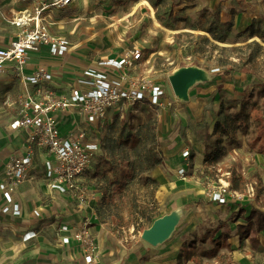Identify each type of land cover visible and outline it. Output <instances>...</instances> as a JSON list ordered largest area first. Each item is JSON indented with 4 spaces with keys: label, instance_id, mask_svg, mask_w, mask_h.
<instances>
[{
    "label": "rangeland",
    "instance_id": "374dc122",
    "mask_svg": "<svg viewBox=\"0 0 264 264\" xmlns=\"http://www.w3.org/2000/svg\"><path fill=\"white\" fill-rule=\"evenodd\" d=\"M16 2L0 0L1 38L13 34L8 18L12 10L23 7ZM47 20L53 24L51 33L63 36L74 51L86 50V59L95 55L122 58L137 49L141 56L128 76L158 85L164 95L162 108L145 102L132 109L125 105L122 117L109 114L98 129L100 150L81 182L87 208L77 207L71 197L50 200L33 188H22L30 229L62 252L81 255L79 246L62 245L59 234L47 229V224L60 226L66 216L69 219L62 204L79 223L87 218L101 264H264V234L258 235L256 250L249 242L236 245V226L243 223V217H231L238 204L264 211V0H220L214 7L206 0H77L54 11ZM182 67L197 68L207 77L189 89L185 100L175 96L169 82ZM68 78H58L67 92ZM20 91L19 81L0 80V139L8 135L14 108L9 104ZM243 102L246 119L241 125L236 115ZM66 119L62 116L63 122ZM216 122L230 125L229 137L221 133ZM150 126L162 159L163 185L144 184L136 165L138 155L152 144ZM110 128L115 139H124L127 134L139 137L141 145L126 152L128 161L121 160L120 150L111 159L109 151L101 147ZM260 131L263 139L255 141ZM185 151L188 157L183 158ZM180 168H186L185 178L178 175ZM149 176L152 178L151 173ZM224 186L243 197L225 205L211 202L209 194ZM34 203L55 209L50 216L41 212L37 221L32 212ZM145 206L156 219L173 210L179 212L180 219L165 241L168 252L149 254L144 250L137 257L141 244L149 250L155 248L141 239L147 224L140 216V207ZM212 231L214 238L226 234L229 247L220 248L214 258L204 257L213 248ZM16 241L11 239L12 245L16 246ZM6 244L0 240V247L8 254ZM6 257L0 264L15 259L14 255Z\"/></svg>",
    "mask_w": 264,
    "mask_h": 264
},
{
    "label": "built area",
    "instance_id": "2783aa9c",
    "mask_svg": "<svg viewBox=\"0 0 264 264\" xmlns=\"http://www.w3.org/2000/svg\"><path fill=\"white\" fill-rule=\"evenodd\" d=\"M76 1L17 0L23 7L8 19L11 26L19 29V34L8 46L0 47V74L9 70L21 85L19 95L9 104L15 107L9 128L24 131L26 136L21 152L12 155L5 164L0 181V192L6 204L3 212L13 216L20 215L18 205L13 203L16 189L31 177V171L39 164L48 194L67 195L75 200L77 207L85 208L82 177L100 150L96 135L108 115L122 117L125 105L132 109L141 102L151 107L163 106L164 92L158 85L128 76L141 56L137 49L119 59L96 60L78 75L71 70L66 80L69 91L64 93L54 90L55 74L47 67L38 65L31 72L27 71L30 53L45 49L49 56L62 58L70 51L63 36L51 33L53 24L47 19L54 11ZM64 113L78 117L71 130L59 125V117ZM186 157L187 151L183 153V158ZM186 171L180 168L178 175L185 178ZM242 197L227 186L209 194V200L218 205ZM79 225L71 234L67 225L60 226L57 233L61 243L66 246L75 243L81 248L79 264H98L100 255L87 218ZM33 237L34 234L27 233L23 240Z\"/></svg>",
    "mask_w": 264,
    "mask_h": 264
},
{
    "label": "crops",
    "instance_id": "0c3cea01",
    "mask_svg": "<svg viewBox=\"0 0 264 264\" xmlns=\"http://www.w3.org/2000/svg\"><path fill=\"white\" fill-rule=\"evenodd\" d=\"M17 1V0H16ZM208 2V5L214 7V3L217 4L220 0H206ZM18 2H16L17 4ZM22 9V8H20ZM20 9L12 10V15L17 14ZM10 18V17H9ZM8 18V19H9ZM9 28L13 29V34H8L6 37L1 38L0 37V47H6L10 44L11 41L16 39V37L19 34V29L13 27L10 25V23L7 21ZM74 48H71L70 51L62 58L58 57H51L48 55L47 51L45 49L41 50L39 53H30L29 59L27 62V71L31 72V70L38 65H43L47 67L49 70L53 71L55 74V81H54V90L58 93H64V88L62 85L59 84L58 78L61 75H67L71 70H75L77 72H80L82 70H85L88 66H93L96 62V60H104L103 58L95 55L93 57H90V59H86V53L84 52L86 50H73ZM85 53V54H84ZM107 59H119V57H108ZM130 73V71L128 72ZM0 80H6L9 83H18V80L13 76V74L8 70L2 74H0ZM65 86V84H64ZM10 106V105H9ZM11 110V109H10ZM11 116L9 118L8 127L10 124V121L15 116V107L13 108V111L11 110ZM72 113H64L59 117V125L63 129H73L75 123L78 121V117L75 115H72L73 118H71ZM62 116L66 119L64 122L62 121ZM75 116V117H74ZM66 126H63V125ZM25 132L24 131H12L10 128L8 129V135L4 137L3 139H0V181L3 176V169L9 158L20 152L22 144L25 140ZM85 174V173H84ZM151 176L153 179H155L158 184L160 183L163 185L165 182V179L161 175V171L159 169V166L155 168L151 172ZM84 177V175H83ZM82 177V178H83ZM33 188L35 191H39L41 194H43L47 199L53 200L54 198H61L64 201L68 199L67 195H61L57 192H52L51 194H48L46 188H45V180L43 176V168L39 165L36 166L34 170L31 171V177L20 184L13 197V203L18 205L20 209V215L19 216H13L11 213H4L3 208L6 206L2 193L0 192V240L1 244L5 243L6 246L9 247V253H6L5 247H0V256L3 253V256L0 257V263H2V260H6V255L10 257V255H14L15 259L10 260L8 258L9 264H79L81 260V255L78 253H70V255L67 252H62L61 248H58V245L54 246L49 244L44 236L37 235L36 231L33 229H30L29 225L31 221L27 218V203L21 199L22 197V188ZM250 200L245 201V203H248ZM35 207L32 209V212L34 210V214L36 215V220L39 221L41 218L40 213L42 212L43 215L50 216L52 215V211L55 209L52 205H46V206H38L37 203H34ZM64 204V203H63ZM63 208V213L65 215L69 214L66 219L65 224L69 227V234H71L74 229L78 226L79 220H75V216L73 213H71V210L66 205L65 207L60 205ZM57 206V207H60ZM88 207V204L86 203V208ZM42 209V210H41ZM39 210V211H38ZM86 210V209H84ZM262 210V209H261ZM71 214V215H70ZM156 220V219H155ZM35 222V221H34ZM60 226H55L54 224L50 223L47 224L48 230H54L57 232L58 228ZM29 233L30 235L34 234V237L30 240L24 241L23 237L25 234ZM92 233V232H91ZM261 234V233H260ZM264 234V232H262ZM93 235V234H92ZM236 236V235H235ZM16 238V246L12 245L11 239ZM10 241V242H9ZM240 241H245L246 243L249 242L247 239H239L238 236H236V240L230 242L235 243L238 245ZM60 242V240H59ZM166 242H163L162 244H159L155 246V248H152L151 250L147 249V246H144V244H141L142 246L139 247L137 251V257H141V255L144 253L143 251L149 252V254L157 253L159 251H167V245ZM233 243V244H234ZM241 243V242H240ZM250 244V243H249ZM66 247V246H65ZM153 247V246H149ZM12 249V253H11ZM65 251H69L65 248ZM6 253V255H5ZM2 258V259H1ZM214 258V257H213ZM68 263H64V262ZM101 264V258L99 257V263ZM137 264H141L140 262ZM144 264H149L148 261H145Z\"/></svg>",
    "mask_w": 264,
    "mask_h": 264
},
{
    "label": "trees",
    "instance_id": "16d2710c",
    "mask_svg": "<svg viewBox=\"0 0 264 264\" xmlns=\"http://www.w3.org/2000/svg\"><path fill=\"white\" fill-rule=\"evenodd\" d=\"M207 33H211V32L207 31ZM217 39L219 40L220 38H217ZM113 115L116 118L119 117L117 114H113ZM133 118H134V116H133ZM236 119L238 120V122L241 125L245 124V119H246L245 102H243L241 104L240 110L236 115ZM149 123H151V122H149ZM111 125H113V124H111ZM217 125L221 129V133H223L227 137L230 136V132H229L230 125L228 123H226V122L219 123L218 122V124H217V122H216V126ZM150 127H151L150 128L151 129L150 130V137L152 140V144L146 149V151L143 154L138 155V157H137L138 160L136 161V165L138 166L139 173L141 174L140 179L143 181L144 184L147 182L157 184V181L155 179L151 178L149 176V174L155 168H157L158 166H160L162 164V159L157 152L158 145H157L156 140H155L154 128L152 129V126H150ZM111 129L112 128H110L108 130L107 134H105L103 136V140H101V147L103 149H107L109 151L108 157H110L111 159H113L115 156V153L118 150H120L121 151L120 158L123 162L124 161L126 162V161H128V156L126 153L127 150L128 149H132V150L137 149L141 145L140 139L138 136H136L134 134L133 135L127 134L124 139H121V138L115 139V138H113V136L111 134ZM262 131H260L259 135L256 136L255 141H262V139H263V137L261 135V133H263ZM99 146H100V144H99ZM123 147H125V148H123ZM126 147H127V149H126ZM263 148H264V144H263ZM263 148L261 149L262 151L264 150ZM130 165L131 166L134 165V162L130 163ZM87 171L85 172L84 176L87 174ZM231 175H232L231 183L233 186L235 184L234 183L235 174L232 173ZM255 196H257V192H256ZM249 203L250 202H248L246 204L250 205ZM238 207H239L238 210L235 213H233L231 217H232V219L243 217V223L237 224L235 235L238 236L239 239H241V240L247 239L250 243V247L253 250H256L259 247L258 235L260 233L264 232V211L261 210L260 208L252 206V205H250L249 207H244V206H240V204H238ZM149 211L150 210L146 206L140 207V216L142 217V219H144L146 221V224H147L145 226V228L142 229V231H144L145 229H148L152 225L153 221L156 219V217L149 214ZM214 234H215V232H213V231L209 232L210 241L213 243V248H211L207 252V254H203L204 257L208 256L209 258H213L216 256V254L220 248L229 247V243L227 242L229 237L226 234H221V236L219 238H214ZM182 251L184 253H187L188 249L186 247H182Z\"/></svg>",
    "mask_w": 264,
    "mask_h": 264
},
{
    "label": "water",
    "instance_id": "95a60500",
    "mask_svg": "<svg viewBox=\"0 0 264 264\" xmlns=\"http://www.w3.org/2000/svg\"><path fill=\"white\" fill-rule=\"evenodd\" d=\"M201 80H207L206 75L201 70L192 67H182L170 77L169 82L175 96L185 100L188 97L189 89L197 81ZM179 215V212L176 211L157 218L148 229L142 232L141 239L153 247L162 244L173 233Z\"/></svg>",
    "mask_w": 264,
    "mask_h": 264
},
{
    "label": "bare ground",
    "instance_id": "6f19581e",
    "mask_svg": "<svg viewBox=\"0 0 264 264\" xmlns=\"http://www.w3.org/2000/svg\"><path fill=\"white\" fill-rule=\"evenodd\" d=\"M174 212H176V211L173 210V211H171L170 213H174ZM179 219H180V216L178 217V221H179Z\"/></svg>",
    "mask_w": 264,
    "mask_h": 264
}]
</instances>
